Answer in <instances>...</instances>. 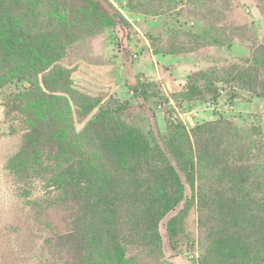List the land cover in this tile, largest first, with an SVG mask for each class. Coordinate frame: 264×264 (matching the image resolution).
Here are the masks:
<instances>
[{"label":"rangeland","instance_id":"obj_1","mask_svg":"<svg viewBox=\"0 0 264 264\" xmlns=\"http://www.w3.org/2000/svg\"><path fill=\"white\" fill-rule=\"evenodd\" d=\"M96 1L114 26L88 0H0V264H234L219 228L203 224L217 222L206 207L215 191L239 184L251 204L264 190V2ZM137 129L149 161L175 164L171 144L194 165L191 181L181 175L189 206L161 217L151 251L140 239L150 224L140 232L138 217L144 224L150 171L136 182L128 165L116 168L118 156L134 166L125 152ZM220 129L238 133L242 154L227 152ZM203 137V149L222 156L197 160ZM118 182L124 195L112 194ZM201 184L213 194L203 205ZM256 210L248 230L261 228L237 259L244 264L264 256ZM107 226L120 228L118 247L98 234Z\"/></svg>","mask_w":264,"mask_h":264},{"label":"trees","instance_id":"obj_2","mask_svg":"<svg viewBox=\"0 0 264 264\" xmlns=\"http://www.w3.org/2000/svg\"><path fill=\"white\" fill-rule=\"evenodd\" d=\"M90 3L95 7L96 11L102 16L103 19L106 20V24L108 26H114L115 23V14H109L105 8H103L100 4L97 3L96 0H88ZM264 2V0L259 1ZM264 8V7H263ZM261 49H264V45L260 46ZM51 55H54L52 48L49 50ZM30 71L38 73V69L34 68H29ZM49 83V77L47 75L44 77V84ZM53 85V82H50ZM258 97L264 98V82L262 85V90L259 94H257ZM213 124L212 126V131L216 130V125L219 124L218 122L215 123H210ZM222 136L225 138H228L229 140H232L228 143L229 149L227 147V152L231 154H237L239 155L242 154V150L237 144V142L234 140V138L238 135L236 132H231L230 129H220ZM136 137H138L137 141L134 144H131L128 146L126 149H128L125 153L132 152L133 157L132 160L134 161V166L131 167L128 164V160L125 156H118L115 158L121 157L124 159L121 163L119 162L120 165L116 166L117 169L123 170L125 166L128 165L127 169L132 172V177L135 179L136 182H140L142 179V173L146 171H150V203L145 206L143 209L144 212V224H143V218L141 214H138V217L142 219L139 224V230L140 232H144L142 230L145 229L146 226V221L148 220V225L146 228L150 229V234L148 238V242L143 240L142 238V244L147 245V247H155V245L158 246L159 242V234L157 231V222L161 219L162 216H164L167 212L171 211L172 209L176 208L178 204H180L183 201V206L184 208H187L189 206L190 200L186 197L185 195V182L191 181V179L194 177L193 176V160L192 156H178L180 150H176L173 147H171V144H167V149L169 152L173 155V157L176 159L175 164H171L170 162H160V161H150L147 158V156H144L145 150L147 146V140L144 138V135L140 130H136ZM219 133V132H215ZM214 134V133H213ZM215 136H208V138H211ZM197 142V141H196ZM208 141L205 140V137L200 138L199 142H197V148L200 150V153H205L204 156H199L197 160H199L201 163L206 160L205 156H222L219 153H217L218 150H213L210 151V149L206 148L203 149V147L206 145L207 146ZM136 146V147H135ZM137 148V149H135ZM158 152V151H157ZM160 153V152H158ZM153 157V156H152ZM205 157V159H204ZM114 158V159H115ZM126 158V159H125ZM115 159V160H117ZM210 162L206 163L204 162L206 167H212L214 166V159L216 157H211ZM126 162V163H125ZM162 163V164H161ZM146 170V171H145ZM181 175H184V180L182 179ZM78 184H85V180L78 181ZM87 186L91 187L93 186L92 184L86 183ZM119 182H118V188H113L112 194H125L126 190H123L124 187H119ZM136 184V190L134 193L137 194L138 198L135 200L136 202H144L146 198L144 199V193L141 190V186ZM206 186V187H205ZM236 186L238 189H236ZM126 187V186H125ZM201 187L203 188V192L200 193V198L202 205L204 204V197H206L208 194L213 195L210 193V190L212 189V186H207L205 184H201ZM231 187L229 191H227L225 188L221 189L219 191H215L214 195L209 198L208 200L211 202L210 206H206L208 208V216H211L210 219H215L217 222H213V220H208L206 221V225L208 223L210 224L209 228L211 229H217L219 228V232L221 233L223 238L222 244H224L225 247H228L232 249L233 251V257L235 258L233 260L234 264H244V262H238L240 258H242L243 252H248V247L250 244V239L252 234H257L258 228L256 231L251 232L248 230L249 227L257 226L258 227V220H256L258 216V211L256 209H260L261 213L264 211V190H261V193L257 195L258 198L254 201H252L251 204H249L246 201H243L242 198L239 196V194L242 195V190L239 189V184L237 185L236 183L229 186ZM138 191H141V194L137 193ZM163 193V195H160L159 193ZM231 192V194H230ZM206 195V196H205ZM209 195V197H210ZM101 196H99L100 198ZM211 199V200H210ZM133 199V204L135 203ZM114 205H116L113 209L114 210H119L120 206H122L123 202L119 204L120 198H116V202L113 198ZM213 203V204H212ZM142 204V203H141ZM145 204V202H144ZM118 205V206H117ZM128 206V203H126V207ZM203 208V207H201ZM140 208V212H141ZM112 215L107 217L108 221L110 220V223L112 222ZM120 219V217H119ZM118 219V221H119ZM222 222V224H218ZM173 224V220L169 222V225L167 227L168 232L170 234L175 233V228L172 227L171 225ZM145 225V226H144ZM117 226V225H116ZM115 228L108 227V230L101 229L98 234L107 231V235L110 236L109 239H112V242L110 243L114 247H118V240L116 238V234L114 232L120 230V228ZM106 227V228H107ZM137 227V226H136ZM263 238H264V232L261 233ZM101 235V234H100ZM146 242V243H145ZM255 251V250H254ZM250 253V251H249ZM255 256H256V251H255ZM263 257H255L254 260L250 261V264H261V261H263ZM239 259V260H237Z\"/></svg>","mask_w":264,"mask_h":264}]
</instances>
